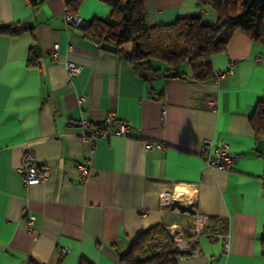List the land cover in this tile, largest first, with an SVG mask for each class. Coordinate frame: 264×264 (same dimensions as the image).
I'll use <instances>...</instances> for the list:
<instances>
[{"label":"crops","instance_id":"0c3cea01","mask_svg":"<svg viewBox=\"0 0 264 264\" xmlns=\"http://www.w3.org/2000/svg\"><path fill=\"white\" fill-rule=\"evenodd\" d=\"M144 10L147 27L184 14L216 21L198 0H147ZM65 11L62 0H0V25L32 31L0 34V264H119L140 232L180 223V214L160 211L158 197L168 191L176 199L177 189L182 203L221 218L229 244L224 252L221 240L200 236L197 253L175 264H264V133L257 136L249 121L264 101V45L235 30L209 58L213 79L144 81L119 54L82 38ZM108 11L83 0L76 13L90 20ZM66 60L80 67L71 78ZM109 114L106 133L126 122L124 134L83 137ZM205 140L227 144L231 171L204 165ZM25 152L47 167L43 183L24 185L18 168ZM80 165L90 169L85 179ZM29 215L37 233L27 230ZM182 232L190 236L183 224Z\"/></svg>","mask_w":264,"mask_h":264},{"label":"trees","instance_id":"16d2710c","mask_svg":"<svg viewBox=\"0 0 264 264\" xmlns=\"http://www.w3.org/2000/svg\"><path fill=\"white\" fill-rule=\"evenodd\" d=\"M66 10L77 12L83 0H62ZM109 6L103 17L82 20L74 25L81 37L98 48L117 53L144 81L167 74V77L189 76L199 82L213 79L209 58L224 51L235 30L264 45V0H198L216 14L214 23H204L199 15L184 14L174 21L147 27L144 6L147 0H99ZM31 29L27 26L0 25V34L15 36ZM126 47H129L126 49ZM167 66L162 71L150 61ZM187 65L190 74L183 71ZM250 126L259 136L264 133V101H258L249 117ZM213 227L225 230L223 222L210 219ZM209 228L205 232H209ZM185 238L190 236L182 232ZM208 238H213L208 236ZM264 254V233L261 236ZM178 253L164 223L154 224L140 232L119 256V264H175ZM78 264H90L80 260Z\"/></svg>","mask_w":264,"mask_h":264},{"label":"built area","instance_id":"2783aa9c","mask_svg":"<svg viewBox=\"0 0 264 264\" xmlns=\"http://www.w3.org/2000/svg\"><path fill=\"white\" fill-rule=\"evenodd\" d=\"M65 18L66 21L74 25H78L82 22V18L77 13L69 10L65 11ZM57 48L58 45H54L52 54L54 58L57 53ZM64 68L70 78L78 74L80 71V67L70 60L65 61ZM112 119V115L109 114L100 124L93 127L90 132L84 134L83 137L91 140L99 137L107 138L111 135H122L128 130V123L121 122L117 129L113 132L106 133L105 128L111 123ZM80 126L85 130L89 127V124L86 120H81ZM202 154L204 158V165L207 168L220 169L224 171H231L233 169L235 157L229 154L228 146L224 142L214 145L211 141L205 140L202 147ZM18 173L25 186L40 184L49 178V171L47 167L37 163L34 156L29 152H25L22 156ZM79 173L81 177L85 179L89 176L90 169L84 165H80ZM260 184L261 192L264 194V172L261 174ZM158 197L161 212H168L169 214H182L190 225L191 235L189 238H185L182 235V225L179 221H170L166 225L169 231V236L173 242V249L178 253V259L184 258L187 254L195 255L197 253V250L193 247L197 243L200 236H211L213 238H217L222 242L223 251L225 252L228 249L229 234L226 232L222 233L217 229V227H213L210 218L206 215L200 214L193 201L182 203L180 200L172 198V193L168 191H161ZM33 220V215H29L27 217V230L32 234L37 233V230L32 227ZM220 221L221 218H217V222ZM206 228L210 229L209 232H205ZM61 251L64 253L67 250L62 249Z\"/></svg>","mask_w":264,"mask_h":264},{"label":"rangeland","instance_id":"374dc122","mask_svg":"<svg viewBox=\"0 0 264 264\" xmlns=\"http://www.w3.org/2000/svg\"><path fill=\"white\" fill-rule=\"evenodd\" d=\"M180 193V190L179 189H177L176 191H175V194H174V197L176 198V199H178V200H181L182 201V197H181V195L179 196V195H177L176 193ZM181 194V193H180ZM180 216H182V218H180V223H181V225L183 224L184 225V227L185 226H187L188 227V232H189V234L191 235V231H190V225H189V223L187 222V220L185 219V217L181 214ZM186 223V224H185Z\"/></svg>","mask_w":264,"mask_h":264},{"label":"water","instance_id":"95a60500","mask_svg":"<svg viewBox=\"0 0 264 264\" xmlns=\"http://www.w3.org/2000/svg\"><path fill=\"white\" fill-rule=\"evenodd\" d=\"M164 76H167V74H165Z\"/></svg>","mask_w":264,"mask_h":264}]
</instances>
